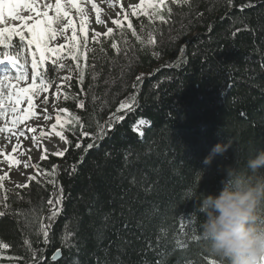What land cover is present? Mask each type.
<instances>
[{"label":"trees","instance_id":"1","mask_svg":"<svg viewBox=\"0 0 264 264\" xmlns=\"http://www.w3.org/2000/svg\"><path fill=\"white\" fill-rule=\"evenodd\" d=\"M160 15H131L136 36L126 20L74 60L64 155L39 161L26 187L0 186V264L218 261L196 239L204 217L191 192L218 194L230 167L247 172L264 150V0H173ZM217 143L229 148L205 166Z\"/></svg>","mask_w":264,"mask_h":264},{"label":"snow or ice","instance_id":"2","mask_svg":"<svg viewBox=\"0 0 264 264\" xmlns=\"http://www.w3.org/2000/svg\"><path fill=\"white\" fill-rule=\"evenodd\" d=\"M166 7L165 0H139L137 5L132 6L131 15L139 18L141 15L147 17L150 21L159 19L164 21V16L160 15L161 9ZM43 8V11H41ZM92 8L96 10V22L103 23L100 19V9L95 3H92ZM74 9L80 18L79 32L82 34V42L77 36V28L70 16V11ZM49 10L54 12L53 16H49ZM151 10V11H149ZM21 11H27L30 14L25 17L21 14ZM171 12V9L168 8ZM35 14V18L31 14ZM5 15L12 21L19 20L22 27L17 26H5L0 28V65L8 64L13 69L11 74L5 73L2 79H0V118H5L6 114L10 110L13 114L11 119V127H0V132H9L17 135L18 137L25 136L24 131L16 133L14 129L18 125L24 124V122L30 119L34 112V97L39 96L41 92H46L51 86V81L48 79V73L57 70L58 67L62 68V64H58L59 61L63 59V53L67 46L68 54L71 56L72 60H77L78 56L81 54V48L85 47L88 42V31L85 26L86 13L76 0H68L67 6L62 3V0H55V4H37L36 0H23L22 3H9L7 0H0V24L5 23ZM125 20H128V14L125 13ZM31 20L32 23L29 24L28 21ZM112 23L117 25V27H122V23L118 19L112 20ZM127 28L132 29V34L136 36V32L133 29V24L128 20ZM71 29V35H65L68 30ZM25 32L27 35H25ZM113 30L109 28L107 30V35H111ZM101 33L95 32V37H99ZM63 37L65 43H53L58 40V37ZM18 37L19 47L14 49L13 38ZM113 48L116 44L113 43ZM3 49H8V51H3ZM27 49L31 56V83L27 87H20L21 81L28 80L27 72V61L24 63L20 62V58ZM83 75H81V82ZM140 78L137 77V80ZM12 81H15L13 83ZM67 98V97H66ZM27 102V108L21 111L20 106ZM80 107H83L81 102ZM128 108L131 110V105L121 103L120 108L117 111ZM111 119V118H110ZM119 119V117H117ZM56 125H61L63 127L61 118L56 117V123L52 126L53 131H56ZM29 131L35 132L36 128H30ZM103 128L100 130L99 138H103ZM44 133L41 132V136ZM56 135L60 137L61 140H65V136L61 131H56ZM87 136V133H83ZM32 142L36 143V137H32ZM93 143L87 144V149L93 148ZM77 148H80L79 143L76 144ZM13 153H16L17 148L13 147ZM2 154V153H0ZM20 155H24L20 152ZM56 155L63 156L64 152H57ZM46 156H42L41 159H46ZM9 159L10 164L19 165L21 163L18 159ZM29 159H31L29 157ZM24 168L29 167L28 163L23 164ZM37 167L38 166H34ZM75 169L73 168V171ZM55 171V166L53 168ZM5 179V177H0V181ZM63 189H60V196L57 198L56 203L59 204L62 199ZM52 204V200L48 201ZM4 213H0L2 216ZM59 215V210L53 208L51 211L50 219H54ZM50 225L42 226V231L44 232L45 242H47L48 231L47 228ZM199 239V236L196 237ZM26 243H28L26 241ZM179 243V242H178ZM0 247L7 249L9 245L0 242ZM55 258V257H54ZM209 264H219L217 260L209 261Z\"/></svg>","mask_w":264,"mask_h":264},{"label":"rangeland","instance_id":"3","mask_svg":"<svg viewBox=\"0 0 264 264\" xmlns=\"http://www.w3.org/2000/svg\"><path fill=\"white\" fill-rule=\"evenodd\" d=\"M173 0H165V4L168 2H172ZM9 3H22L23 0H7ZM37 4H55V0H36ZM62 3L67 6L68 0H62ZM76 3L82 7L86 13L85 18V26L88 31V42L85 47L81 48V54L85 53L90 45L97 41L101 36L107 34V30L111 28L112 30L117 27V25L112 23V20L118 19L122 22L126 21L124 19L125 13L128 14V17L131 16L132 6L137 5L139 0H76ZM92 3H95L97 7L100 9V19L103 23L96 22L97 12L92 8ZM43 11V8H41ZM21 14L27 17L30 13L27 11H21ZM35 18V14H31ZM54 12L49 10V16H53ZM70 16L73 19L74 24L77 28V36L80 38L82 42V34L79 32L80 18L75 12L74 9L70 11ZM29 24L32 23L31 20L28 21ZM17 26L22 27V24L19 20L12 21L7 18L5 15V23L0 24V28L5 26ZM95 32L101 33L99 37H94ZM25 35L27 33L25 32ZM65 35H71V29L68 30ZM53 43H65L64 38L58 37V40ZM25 58L23 63L27 61V72H28V80L21 81L20 87H27L31 83V57L28 56L27 50H24ZM81 54L79 56H81ZM7 64V63H6ZM58 64H62L63 67L57 68V79L56 81L49 87L46 92H41L39 96L34 97V112L30 119L26 120L24 124L18 125L14 131L16 133L20 131L25 132V136L18 137L13 133L9 132H0V177H5L2 181H0V186L6 187H26L28 184L29 178L35 174L39 175L36 172L34 166L41 161L46 159H41L42 156H52V157H61L56 155L57 152L66 151V143L65 140H61L59 136L56 135V131H60L61 125H56V131H53L52 126L56 123V117L61 114H66V112L61 111L60 109V101L62 98L61 94V86L64 83H67L68 77L76 75L75 70V62L71 59V56L68 54L67 46L63 53V59L58 62ZM0 68V79L3 78L5 73L11 74L13 69L10 65L3 66ZM15 83V81H12ZM21 111L27 108V102L20 106ZM13 114L8 111L5 118H0V127H11V119ZM61 118V117H60ZM62 121V119H61ZM36 128L35 132L29 131L30 128ZM148 127V123L145 121H139L134 126V132L140 137L142 136ZM41 132L44 133L41 136ZM36 137V143L32 142V137ZM13 147L17 148L16 153H13ZM20 152H23L24 155H20ZM18 159L21 161L19 165L10 164L9 159ZM29 157L31 159H29ZM28 163L29 167L24 168L23 164ZM45 177V176H43Z\"/></svg>","mask_w":264,"mask_h":264},{"label":"clouds","instance_id":"4","mask_svg":"<svg viewBox=\"0 0 264 264\" xmlns=\"http://www.w3.org/2000/svg\"><path fill=\"white\" fill-rule=\"evenodd\" d=\"M228 148L225 143L214 145L204 165L210 166ZM246 168L238 172L230 167L218 194L191 192L200 197L197 211L204 217L199 238L219 264H264V150L249 158ZM196 172L201 180L203 172Z\"/></svg>","mask_w":264,"mask_h":264},{"label":"water","instance_id":"5","mask_svg":"<svg viewBox=\"0 0 264 264\" xmlns=\"http://www.w3.org/2000/svg\"><path fill=\"white\" fill-rule=\"evenodd\" d=\"M55 257V258H54ZM60 257H61V255H60V252L59 251H57V252H55L54 254H53V256L51 257V261L52 262H56V261H58L59 259H60Z\"/></svg>","mask_w":264,"mask_h":264},{"label":"bare ground","instance_id":"6","mask_svg":"<svg viewBox=\"0 0 264 264\" xmlns=\"http://www.w3.org/2000/svg\"><path fill=\"white\" fill-rule=\"evenodd\" d=\"M3 66H8V64H3ZM0 68H3V67H0ZM0 71H1V69H0Z\"/></svg>","mask_w":264,"mask_h":264}]
</instances>
